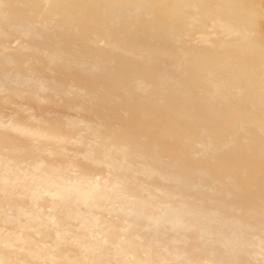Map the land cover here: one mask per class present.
<instances>
[{
  "label": "bare ground",
  "instance_id": "6f19581e",
  "mask_svg": "<svg viewBox=\"0 0 264 264\" xmlns=\"http://www.w3.org/2000/svg\"><path fill=\"white\" fill-rule=\"evenodd\" d=\"M0 264H264V0H0Z\"/></svg>",
  "mask_w": 264,
  "mask_h": 264
}]
</instances>
